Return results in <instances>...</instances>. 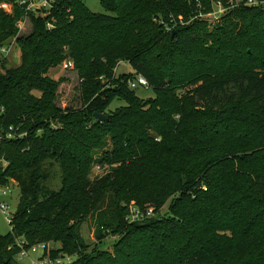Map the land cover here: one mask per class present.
Returning a JSON list of instances; mask_svg holds the SVG:
<instances>
[{
  "label": "trees",
  "instance_id": "trees-1",
  "mask_svg": "<svg viewBox=\"0 0 264 264\" xmlns=\"http://www.w3.org/2000/svg\"><path fill=\"white\" fill-rule=\"evenodd\" d=\"M19 1L0 0L11 5L0 49L14 39L20 53L14 67L0 54V187L18 189L0 264H19V238L57 244L52 256L71 264H264V6L209 28L199 11L228 0H100L107 14L57 0L46 17ZM170 16L179 25L165 32L154 19ZM66 60L79 109L56 104L62 80L49 73ZM121 61L132 72L117 76ZM135 75L154 97L128 87ZM115 100L124 105L110 111ZM96 163L110 173L91 181ZM131 207L153 216L130 224ZM94 215L88 245L80 226ZM110 236L112 252L98 247Z\"/></svg>",
  "mask_w": 264,
  "mask_h": 264
},
{
  "label": "rangeland",
  "instance_id": "rangeland-1",
  "mask_svg": "<svg viewBox=\"0 0 264 264\" xmlns=\"http://www.w3.org/2000/svg\"><path fill=\"white\" fill-rule=\"evenodd\" d=\"M231 0H228L226 3H222L224 7V15H226L232 8H230V5L228 3ZM216 1H213L211 3V10L209 12L202 13L199 11L196 18L206 20L209 24L213 25L212 19L209 17V13H212L216 11L215 3ZM85 4L87 8L90 10V12L95 14H107V12L102 8L100 4V0H85ZM0 8L5 11L6 13L11 12V5L9 4H0ZM155 22L159 24H164L165 32H170L171 30H174L175 27L179 25V23L176 22V19L173 16L168 17V21H165L162 18H156L154 19ZM181 21V20H180ZM182 24V23H180ZM21 29H19V35L26 34L29 29V23L27 18H25L21 22ZM209 28H212L209 26ZM4 47H6L7 52L3 55L6 59V65L8 67H14L18 66L20 64V53L19 49L15 44L14 39H9L5 44ZM132 72L130 66L126 62H119L116 69L115 74L123 75L128 74ZM50 77H52L54 80H62L57 91V99L56 104L64 109V108H73V109H79L81 107V99H80V92H79V79L76 74V72L72 70H63L61 67L55 70H52L49 73ZM135 94L140 99H147L154 97V92L150 88L145 87H136L134 89ZM37 95V94H36ZM124 104L119 101H113L110 106L109 110L113 111L114 109L118 108L119 106H123ZM96 166H99L98 168ZM111 166L109 165H99L98 163L94 164L91 172H90V180H98L104 177L105 175L110 173ZM53 179L50 182L51 187L54 189H58L60 182H59V173L58 170H54ZM1 201H3L5 204H7L10 208V212H15L16 207L18 205V189L15 187L12 190V194L6 197H1ZM106 208V205L103 209ZM167 208H163L160 212V215H164L166 213ZM97 218L99 216L94 215V217L87 218L84 223L80 226V236L82 237L83 241L88 244L92 245L96 243L95 239V230L97 225ZM10 232V227L7 222H5L4 218L0 215V235L5 236L8 235ZM117 240V237L110 236L106 238L101 244H99L98 247L112 252L113 244Z\"/></svg>",
  "mask_w": 264,
  "mask_h": 264
},
{
  "label": "built area",
  "instance_id": "built-area-1",
  "mask_svg": "<svg viewBox=\"0 0 264 264\" xmlns=\"http://www.w3.org/2000/svg\"><path fill=\"white\" fill-rule=\"evenodd\" d=\"M57 0H20L19 4L24 7L26 16L28 14H35L46 17L50 14L51 10L55 7ZM216 11L209 13V17L212 19V23H216L220 20L224 14V7L220 1L215 3ZM228 5L230 8L245 7H263L264 0H231ZM213 24V25H214ZM21 22L18 23V28L21 29ZM213 25L210 24V27ZM48 27H51L48 25ZM22 30V29H21ZM7 52L6 47L0 49V54L4 55ZM61 68L63 70H72L73 63L70 60L63 62ZM128 87L131 90L136 87L148 88V84L141 75H135L128 80ZM13 129L10 128L6 134V139H13L15 135L12 133ZM22 135H19L21 137ZM97 168L99 166H96ZM17 187L15 182H11L9 185L0 187V198L6 197L12 194V190ZM10 208L7 204L0 200V215L8 223L9 227L14 215V212L9 211ZM153 216L151 212L144 214L137 208L131 207L129 214L126 216V221L130 224L140 222L147 217ZM15 248L17 250L16 260L19 264H71L75 261L76 256L68 254H58L56 257L52 256V252L59 248V245L52 243H37L34 245H28L23 239H16L15 244L9 249Z\"/></svg>",
  "mask_w": 264,
  "mask_h": 264
},
{
  "label": "water",
  "instance_id": "water-1",
  "mask_svg": "<svg viewBox=\"0 0 264 264\" xmlns=\"http://www.w3.org/2000/svg\"><path fill=\"white\" fill-rule=\"evenodd\" d=\"M93 117H94L95 121L98 122V123H103V122H105L107 120V117L104 116L103 114L95 113L93 115Z\"/></svg>",
  "mask_w": 264,
  "mask_h": 264
}]
</instances>
